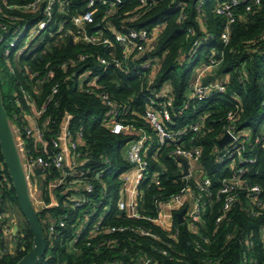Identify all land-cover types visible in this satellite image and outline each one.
Segmentation results:
<instances>
[{
    "label": "trees",
    "instance_id": "trees-1",
    "mask_svg": "<svg viewBox=\"0 0 264 264\" xmlns=\"http://www.w3.org/2000/svg\"><path fill=\"white\" fill-rule=\"evenodd\" d=\"M30 1L0 0V60L10 67V81L15 88L13 94L20 96L24 90L40 107L52 85L58 82V92L39 118V121H45L44 138L49 143L65 126L71 138L77 140L83 160L78 169H86L94 185L90 198L101 199L103 205L111 204V212L104 219L106 224L141 226L158 237L154 239L133 232L103 233L90 239L93 246L88 247L85 233L75 244L69 245L72 228H57V233L49 236L47 224L63 216V203L68 196L63 187L53 185L55 179L65 175L51 168L36 175L35 183L42 201L40 206L36 208L31 201L47 242V250L37 264H103L111 260L133 264L144 255L162 264H240L243 255L253 259L246 264H264V244L259 235V229L264 226V152L259 147V126L264 119V0H246L234 8L236 20L230 25L227 41L221 38L224 18L214 11L218 3L227 0H203L199 12V0H154L150 6L139 5L138 0H122L114 9L96 1L92 22L84 27L87 33L100 30L104 38L112 41L111 46L86 43L76 38L77 28L70 17L84 8L85 0H68L65 13L58 11L56 1L53 18L57 22L65 21L62 31L51 35L46 31L42 41L27 55H16L17 46L5 55L4 48L12 35L22 25L30 28L41 19V9L26 13L13 7ZM247 5L249 10H246ZM157 27L159 31L146 44L145 59L151 61V67L143 70L142 76H138L132 67L141 62L143 56L124 62L122 69L96 65L99 56L108 57L111 52L120 55L121 48L113 43L114 31L147 29L151 32ZM196 41L199 42L197 47ZM79 54H85L87 58L74 67H68L65 72L60 68L62 62L75 61ZM211 55L218 61L213 75L223 81L225 90L214 91L200 101L190 100L188 92L192 72ZM13 61L21 64V70L11 66ZM85 67L99 73L100 89L86 91V86L77 85L75 76L68 77L71 71L81 72ZM0 71L3 76L8 73L5 67ZM29 71L38 73L40 77L48 72L51 75L37 84L35 79H29ZM36 88L38 93H34ZM164 88L169 89L167 95L173 105L171 122L166 123L168 129H182L195 123L199 116H204L202 129L199 132L186 131L180 136V144L199 147L198 172L210 180L208 192L212 196L218 191L221 180L234 174V168L228 167V161L217 160L220 136L228 123L234 132L245 128L250 130L245 156L256 159L253 164L243 165L244 172L240 175L243 184L237 189V199L229 211L228 222L215 225L218 204L209 205L205 196L204 226L200 228L199 235L191 233L184 223H177V211H174L173 230H177L174 239L170 232L153 223L159 216L160 204L174 195L188 190L198 192V189L196 180L180 176L179 162L169 154L173 145L160 147L154 130L142 118L147 98ZM99 90L121 106H128L116 120L129 126V131L115 133L104 123L108 119L109 107L96 95ZM13 98L12 93L5 98L1 94L7 118L11 115L12 120L20 115V121L28 108L23 101L16 106ZM79 130L82 135L78 138ZM141 133L147 136L149 143L146 153L149 174L137 187L139 216L128 217L117 213L114 206L121 186L119 177L130 166L122 158L121 151ZM22 137L28 156L41 154L33 138ZM48 148L51 149L50 144ZM100 171L101 176L96 178ZM154 173H157V182L152 181ZM250 185L260 188L255 199L249 193ZM104 187L106 196L100 198ZM7 207L18 208L12 181L0 152V212L7 213ZM87 207L92 208L91 205ZM71 215L76 216V211ZM14 239L16 248L10 251L7 238L0 232V264H15L31 248L32 235L26 221ZM112 239L116 240L115 243H109ZM159 250H165L167 255H161Z\"/></svg>",
    "mask_w": 264,
    "mask_h": 264
},
{
    "label": "built area",
    "instance_id": "built-area-1",
    "mask_svg": "<svg viewBox=\"0 0 264 264\" xmlns=\"http://www.w3.org/2000/svg\"><path fill=\"white\" fill-rule=\"evenodd\" d=\"M58 2L59 12L65 13L68 0H32L22 5H14L13 7L26 13L35 12L41 9V19L38 20L32 27L27 28L22 25L7 43L8 46L4 48L3 53L7 55L12 48L16 46V55H27L32 52L33 48L37 46L43 39L44 34L48 31V34L59 33L62 31L63 23L65 21L57 22L54 18L53 6L55 2ZM99 1L102 5L107 6L109 9H114L118 4L122 3V0H85L84 8L77 14L70 17V21L77 28V39L86 43L98 44L102 43L105 46H111L112 41L104 38L100 30H96L92 33H87L85 30V24L91 23L95 10L93 9L94 3ZM141 6H150L154 3V0H138ZM246 0H227L218 3L214 9L215 13L224 18L223 32L221 38L223 41H227L230 25L235 22L236 14L234 8ZM203 0L198 1V12L202 5ZM250 6H246V10H249ZM66 15V14H65ZM55 25V26H54ZM160 28H155L153 31L147 29H128L126 32L114 31L113 43L117 44L121 48L120 55L116 56L113 52L108 57L99 56L97 58V66L104 68L107 66H113L115 68L122 69L124 62L130 61L131 58H139L147 52V42L154 37V34L159 31ZM153 35V36H152ZM205 40V39H204ZM2 40L0 39V42ZM199 42H195L197 47ZM87 58L85 54H79L76 60L64 61L60 64V68L65 72L68 67H74L79 62H83ZM218 66V61L213 56H208L207 60L202 61L192 72L190 89L188 92V99L190 100H203L210 93L217 91L223 92L225 85L223 81L215 77L213 82L202 84L201 81L208 75L212 74L214 69ZM151 67V61L148 59H142L141 62L133 64L132 69L138 76L143 75V70ZM124 71L127 72L125 69ZM29 79H35L37 84H41L46 80L51 72L46 75L39 76L38 73L28 72ZM75 76L77 85L79 87L86 86V91L100 89L98 84L99 73L94 72L91 67H85L81 72L71 71L68 77ZM83 77V82L80 85L79 79ZM36 84V85H37ZM59 83L56 82L52 85L51 92L44 100L40 107H37L29 94L24 90H21V95L13 94V101L16 106H20L22 101L27 106V111L24 117L18 120L20 116H14L11 120L10 127L14 136L15 144L21 159L22 167L26 177L27 185L30 184V177L34 169L39 167L42 171L48 169H56L63 173L62 178H57L53 181L54 186H61L63 190L68 192L67 199L64 201L63 206L65 213L57 220H51L47 224V232L49 236H53L57 233V228L69 229L72 228V235L69 238V245L75 244L80 235L87 234L86 246L90 247L92 241L90 239L98 237L103 233H117V232H133L139 233L141 236L152 237L157 239V235L152 233L149 229L141 226H133L126 224H106L104 222L105 217L111 212V204H102V200H92L90 196L94 192V185L87 175V170L84 168L78 169L82 165L83 160L81 158V152L78 150L77 140L71 138L70 131L64 126L55 138L49 140V143L44 138L43 128L45 121H39L45 106L52 101L53 96L58 92ZM38 86V85H37ZM169 89L164 88L161 92L149 96L146 101V108L143 112L142 118L150 124L155 132L157 144L162 146L173 145L169 154L175 157L178 161L179 158H183L188 162V174L181 176L182 178H192L196 180V186L198 192L188 190L184 193L174 195L169 201L160 204L159 215L169 210L171 219L174 211H182V222L187 226V229L194 234L199 235V230L203 227L202 215L206 208V202L203 200L207 196L209 205L218 204V214L215 216V225H221L224 221L228 222L229 211L235 204L237 199V189L243 184L240 175L244 172V164H253L255 162L254 156H245L246 143L249 141L250 130L245 128L240 131H233V127L228 123L223 128V134L220 136V141L225 135H230L231 139L221 144L220 151H218V162L228 161V167L234 168V174L230 178H224L221 180L220 187L214 196L208 192L210 180L205 176L201 177V172H198L200 162V149L196 145L185 146L180 144V136L186 131L199 132L204 123V116H199L195 123L188 125L182 129L171 130L166 126L167 122H171V115L173 111L172 100L168 97L167 93ZM34 93H38L37 88ZM96 95L102 100L105 106L109 107L108 119L104 123L110 124L112 132L118 133L123 130H130V127L123 125L117 121L120 112L125 113L128 106H121L116 103L110 96L102 90L96 92ZM160 101H157L159 100ZM236 107H239L237 102ZM29 122H28V121ZM232 122V119L229 120ZM82 132H77V137H81ZM31 137L36 142V146L41 150V154L35 156H28L26 151L21 150L19 139L23 137ZM148 138L144 133L131 141L125 146V161L130 166L124 170L120 175L121 185L124 186L127 183H131L134 189V200L131 205L127 207L126 198H118L115 200L114 206L117 213H123L129 208L132 217H138L137 211V187L140 182L149 174L148 173V161L146 159V153L149 148L147 143ZM48 144L51 145V151L48 148ZM259 147L264 152V132L260 135ZM179 162V161H178ZM180 174L183 172L182 164L179 162ZM102 171L96 173V178L101 176ZM152 181L157 182V173L151 175ZM29 188V186H28ZM249 193L253 195L255 199L260 191L257 185H250L248 187ZM30 192V189H28ZM30 194V193H29ZM106 196L105 187L101 190L100 198ZM31 199V198H30ZM259 204V203H258ZM91 205L89 209L87 206ZM101 207L98 213V208ZM76 211V216L72 217V213ZM96 213V215H95ZM6 214L0 212V222ZM257 215V213L255 214ZM156 220V219H154ZM153 220V222H154ZM171 238L174 239L177 235V230H173V226L170 229ZM259 235L262 243L264 244V226L259 229ZM205 241L206 238H203ZM115 239L109 241V243H115ZM95 246V245H94ZM97 247V246H95ZM161 255H167L165 250L158 251ZM247 261L252 262V258H247L243 255L240 264H246ZM58 264H64L59 262ZM103 264H120L116 260L104 262ZM133 264H162L159 260L144 255L140 259H136Z\"/></svg>",
    "mask_w": 264,
    "mask_h": 264
},
{
    "label": "water",
    "instance_id": "water-1",
    "mask_svg": "<svg viewBox=\"0 0 264 264\" xmlns=\"http://www.w3.org/2000/svg\"><path fill=\"white\" fill-rule=\"evenodd\" d=\"M146 54L143 58H146ZM214 75L210 74L206 76L201 83L207 84L213 82ZM231 139L230 135H225L221 139V143L225 144ZM0 152L3 161L7 167L8 175L11 178L14 188L17 206L21 214L23 215L32 235L31 248L15 263V264H37V261L45 254L47 250L46 236L42 230L41 224L38 220L37 212L32 205L26 177L22 167L21 159L15 144L14 136L10 127L9 120L6 115V111L2 105L1 91H0ZM178 161L182 164L183 172L180 176H186L188 174V162L179 158ZM35 173H40L39 167L34 169ZM182 222V211L177 213V223ZM17 226L12 229V234L15 233Z\"/></svg>",
    "mask_w": 264,
    "mask_h": 264
},
{
    "label": "crops",
    "instance_id": "crops-1",
    "mask_svg": "<svg viewBox=\"0 0 264 264\" xmlns=\"http://www.w3.org/2000/svg\"><path fill=\"white\" fill-rule=\"evenodd\" d=\"M193 73H195V70H193ZM13 93H12V96H13ZM107 126L110 127V124H107ZM18 142H20L21 150H24V152H25L24 141H22V139H19ZM122 158L125 159V153L122 156ZM38 174L39 173H35L33 171V173L31 174L30 180H29L30 184L28 185L29 188L32 187V190H33V196H32V194L30 192H29L30 193L29 195H30L31 201L34 202V206L35 205H39L40 206V203L42 202L41 198H40L41 196L39 194V190L37 189V186H36V183H35L36 175H38ZM122 196H125L127 207H129L131 205L132 201L134 200V197H135L134 196L133 185L131 183H127L124 186H122V185L120 186L118 198H123ZM34 197H35V200L33 199ZM35 201L37 203H35ZM3 213L6 214L5 215L6 218L3 219V222H0V232L7 238V248L10 251H13L11 246L13 245V242H15L14 236L17 234V231L19 230L18 229V225L17 224H11V221L13 220V218L9 217V212H7V213L3 212ZM125 215L128 216V217H132V215L130 214L129 208H127L125 210ZM153 223H155L158 226H160L165 232H169L171 227L173 226V219H171L169 210H166V211L162 212L158 216V218L156 220H154ZM15 225L17 226V229H16L15 233L12 234V229H13V227ZM15 244H16V242H15ZM15 248H16V246H15Z\"/></svg>",
    "mask_w": 264,
    "mask_h": 264
},
{
    "label": "rangeland",
    "instance_id": "rangeland-1",
    "mask_svg": "<svg viewBox=\"0 0 264 264\" xmlns=\"http://www.w3.org/2000/svg\"><path fill=\"white\" fill-rule=\"evenodd\" d=\"M6 64L7 63H5L4 61L0 60V68L5 67L7 69V71H8L6 76H3V74L0 71V73H1L0 74V90H1L2 97H4V98H5L6 95L11 94V93H13L15 91L14 85L10 81V77H12L11 71L9 70L10 67L7 66ZM11 66L12 67L15 66V68L17 70H21V67H22L21 64H19V62H17V61H13ZM83 79H84L83 77H80V79H79V84L80 85L82 84ZM8 120H9V122H11V115H9ZM259 132L260 133L264 132V119H263L262 123L259 126ZM124 153H125V147L122 148L121 155L123 156ZM29 189H30V193L33 196L32 187H30ZM33 199L35 200V197ZM35 203H37V202L35 201ZM38 206L39 205H35L36 208H38ZM7 208H9L7 210V212H9V217L13 218V220L11 221V224H17L18 225V229H19V227H21L24 224V221H25L23 215L21 214V212L19 211V209L17 207H11V208L7 207ZM15 246H16V244H15V242H13V245L11 246L13 251L15 250L14 249Z\"/></svg>",
    "mask_w": 264,
    "mask_h": 264
}]
</instances>
